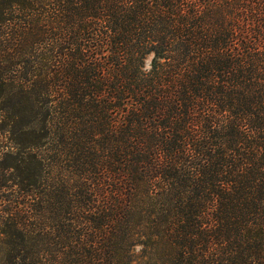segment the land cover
Returning a JSON list of instances; mask_svg holds the SVG:
<instances>
[{"label":"trees","instance_id":"1","mask_svg":"<svg viewBox=\"0 0 264 264\" xmlns=\"http://www.w3.org/2000/svg\"><path fill=\"white\" fill-rule=\"evenodd\" d=\"M0 142V264H264V0H0Z\"/></svg>","mask_w":264,"mask_h":264},{"label":"rangeland","instance_id":"2","mask_svg":"<svg viewBox=\"0 0 264 264\" xmlns=\"http://www.w3.org/2000/svg\"><path fill=\"white\" fill-rule=\"evenodd\" d=\"M11 145L5 143V142H0V157L2 158L4 156V153L6 151H12L13 149H11L10 147ZM4 192H2L3 194ZM3 199H2V196L0 195V205L3 203L2 202Z\"/></svg>","mask_w":264,"mask_h":264}]
</instances>
